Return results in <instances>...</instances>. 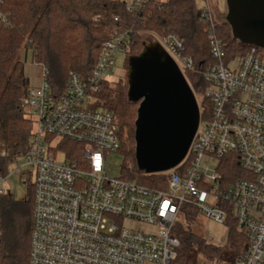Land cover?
I'll return each instance as SVG.
<instances>
[{
	"label": "built area",
	"instance_id": "2783aa9c",
	"mask_svg": "<svg viewBox=\"0 0 264 264\" xmlns=\"http://www.w3.org/2000/svg\"><path fill=\"white\" fill-rule=\"evenodd\" d=\"M123 1L127 12L136 13L149 2L161 6L166 0ZM197 1L202 2L200 21L207 27L211 62L197 65L176 34H155L186 79V74L202 75L207 103L203 113L199 106L197 133L184 161L169 172L166 189L112 178L107 172L106 154L121 146L118 120L99 105L97 96L116 57L127 54L131 29L113 33L102 43L87 79L70 72L61 95L52 92L47 68L35 63L41 83L29 87L21 99L32 126L30 146L0 173L4 195L5 181L13 173L32 169L29 264H180V242L172 231L185 205L224 228L231 214L246 235L248 248L223 264H264V50L248 46L244 55L228 58L215 33L212 3ZM5 3L0 0V28L11 26ZM113 19L120 21L119 16ZM52 137L80 144L82 162L59 163L46 146ZM228 156L237 157L244 173L231 182L220 171ZM7 157L8 149L0 142V158ZM22 158L25 164L10 172ZM186 160L189 165L181 173Z\"/></svg>",
	"mask_w": 264,
	"mask_h": 264
},
{
	"label": "trees",
	"instance_id": "16d2710c",
	"mask_svg": "<svg viewBox=\"0 0 264 264\" xmlns=\"http://www.w3.org/2000/svg\"><path fill=\"white\" fill-rule=\"evenodd\" d=\"M4 10L10 15L11 26L0 28V142L8 149L7 159L0 160L2 174L14 156L28 150L31 141L30 121L26 119V111L21 104L29 88L21 60L23 51H30L33 61L47 68L48 82L55 95L63 93L70 72L87 79L98 60L102 43L111 34L127 29L133 31L126 54L128 63L129 57L140 54L146 45L139 32L160 37L176 34L184 42L185 54L191 56L197 65L212 61L208 31L200 21L197 0H166L161 6L149 2L136 13L127 12L123 0H6ZM114 16H119L120 21L115 22ZM215 33L224 44L228 58L247 52L248 46L233 39L226 22L218 25ZM188 77L193 92H202L205 88L202 75L195 73L188 74ZM97 97L99 105L111 110L118 119L119 152L125 157L132 156L137 119L136 113L133 123V107H139V104L128 100L124 88H114L109 82H104ZM70 144L81 146L75 142ZM67 156L72 161H80L70 148ZM134 162L131 168L129 164L123 167L121 179L150 188H167L168 176L164 173L147 175L139 171ZM188 163L186 160L179 172H184ZM220 171L226 182L244 176L235 156L225 158ZM30 189L28 196L21 200L9 192L0 195V264H29L34 185ZM198 213L194 206L185 205L173 228L175 231L172 233L180 242L177 249L180 264H185L186 253L194 250V246H197L198 253L209 259L218 258L225 251L238 255L248 248L246 235L238 230L231 214L225 223L227 247L208 243L189 224L185 226ZM181 218L183 223L179 222Z\"/></svg>",
	"mask_w": 264,
	"mask_h": 264
},
{
	"label": "water",
	"instance_id": "95a60500",
	"mask_svg": "<svg viewBox=\"0 0 264 264\" xmlns=\"http://www.w3.org/2000/svg\"><path fill=\"white\" fill-rule=\"evenodd\" d=\"M233 39L264 50V0H225ZM128 100L139 104L135 162L150 175L166 173L186 158L200 122L196 96L176 62L155 43L129 58Z\"/></svg>",
	"mask_w": 264,
	"mask_h": 264
},
{
	"label": "rangeland",
	"instance_id": "374dc122",
	"mask_svg": "<svg viewBox=\"0 0 264 264\" xmlns=\"http://www.w3.org/2000/svg\"><path fill=\"white\" fill-rule=\"evenodd\" d=\"M213 7V14L216 19L217 25H223L224 22H226V15H227V6L225 0H210ZM202 2H198V6L201 7ZM227 23V22H226ZM228 24V23H227ZM142 36L141 40H146L147 46H153L155 43L160 44V42L155 37L154 33H145V32H139ZM161 45V44H160ZM144 50V48L141 50V52ZM25 51L22 52V54ZM140 52V53H141ZM139 55V54H138ZM138 55H131V56H138ZM130 56V57H131ZM22 57V55H21ZM129 57V58H130ZM129 60V59H128ZM127 56L126 55H118L116 57L115 66L112 68L110 73L107 76V80L112 87H122L124 88L128 93L129 88V76L131 73V67L129 63L127 62ZM187 78L188 74H186ZM193 85V84H192ZM195 96L198 102V105L200 106V109L203 113L205 108L207 107V103L204 100V94L203 92H195ZM25 109V108H24ZM138 111V105H135L133 107V123L135 120L136 113ZM26 119L29 120L26 116ZM118 120V119H117ZM31 125V123H30ZM32 128V126H31ZM72 142L68 140H64L60 137H52L47 138V147L51 148L53 152L56 155V159L59 163H65V162H71L72 159H70L67 156V150L69 148L74 151V156L82 162L83 160V149L81 146H76L70 144ZM69 147V148H68ZM132 152L133 155L130 157H125V155L122 152H115V153H107V172L110 177L116 178L120 177L122 173L123 167H126L128 164L129 168L133 165V162L135 160L134 158V151H135V143L133 139V145H132ZM22 155V154H21ZM19 156V155H17ZM16 156H14L15 158ZM0 160H6L1 159ZM12 161V160H11ZM10 161V162H11ZM9 162V163H10ZM8 163V164H9ZM135 163V162H134ZM25 164V159H20L18 164H13L10 167V172L15 171L18 166H22ZM214 167V166H212ZM170 172V171H169ZM169 172L164 173L166 176L169 175ZM32 169L31 167H22V169L19 172L13 173L6 181H5V188L6 190L13 195L17 200H21L28 196L30 192V188L33 185V176H32ZM180 218V217H179ZM182 220H179V222L183 223ZM178 221V219H177ZM177 223V222H176ZM175 223V224H176ZM190 225L193 230L201 235L203 238L206 239L208 243H211L213 245H220L227 247V235H228V229L227 226L225 228L220 226H214L212 223L207 220L205 217L202 216V214H194L192 218V222H186L185 226ZM175 227V225H174ZM175 230H173L174 233ZM197 246H194V250H190L186 253L185 258V264H223L225 261H231L233 258H235V254L231 253L230 251H225L220 255L218 258L209 259L204 255H201L196 251Z\"/></svg>",
	"mask_w": 264,
	"mask_h": 264
},
{
	"label": "crops",
	"instance_id": "0c3cea01",
	"mask_svg": "<svg viewBox=\"0 0 264 264\" xmlns=\"http://www.w3.org/2000/svg\"><path fill=\"white\" fill-rule=\"evenodd\" d=\"M21 60L24 63V72L29 80V87L38 86L41 83V69L33 61L31 52L30 51L24 52L22 54ZM212 225L214 224L212 223Z\"/></svg>",
	"mask_w": 264,
	"mask_h": 264
}]
</instances>
